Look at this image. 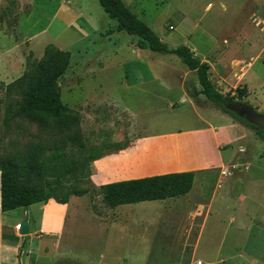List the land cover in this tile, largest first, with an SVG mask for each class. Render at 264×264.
I'll return each instance as SVG.
<instances>
[{
    "label": "rangeland",
    "instance_id": "374dc122",
    "mask_svg": "<svg viewBox=\"0 0 264 264\" xmlns=\"http://www.w3.org/2000/svg\"><path fill=\"white\" fill-rule=\"evenodd\" d=\"M122 2L165 45L194 48L195 56L206 54L210 63L220 52L211 51L213 43L221 47L222 39L227 41L223 61L227 65L212 64L210 82L221 94L234 97L243 95L245 88L249 105L242 98L241 102L254 111L251 106H256L255 112L264 116V50L247 13L255 0ZM114 25L96 0H0V157H21L39 147L43 156L63 151L73 164L85 162L89 154L105 156L125 150L144 133L187 132L206 124L216 127L226 117L233 121L196 94L199 86L194 73L175 55L140 50L134 37L108 33ZM235 39L247 46L232 48ZM48 46L69 55L65 72L56 80L61 105L72 119L65 130L41 128L17 115L19 96L15 90H5L27 69L28 61L39 59ZM231 57L238 63L228 65ZM169 102L171 109L165 106ZM246 131L245 138L223 144L219 152L224 163L234 159L235 166L221 173L191 171L195 182L189 201L209 210L206 215L207 209H201L202 215L192 219L194 236L200 226L197 257L201 261L220 255L214 264H264V143L251 129ZM169 143L174 145L141 142L127 156L97 167L108 178L118 170L145 168L155 161L195 160L204 151L199 141ZM92 162L82 170L84 176L89 173L90 177ZM74 179L64 182L86 190L87 198L74 201L70 215L74 218L68 225L75 235L66 242L63 238L61 245L76 258L55 264L182 262L179 237L190 223L188 204L164 199L108 208L90 179ZM93 212L105 224L98 226L88 218ZM38 243L27 238L19 251L31 250L34 257ZM45 259L53 264V259Z\"/></svg>",
    "mask_w": 264,
    "mask_h": 264
},
{
    "label": "trees",
    "instance_id": "16d2710c",
    "mask_svg": "<svg viewBox=\"0 0 264 264\" xmlns=\"http://www.w3.org/2000/svg\"><path fill=\"white\" fill-rule=\"evenodd\" d=\"M106 16L115 23L112 32H123L134 37L135 47L160 54L175 55L182 65L193 72L199 86L196 94L203 96L234 122L251 129L264 143V130L249 123L243 115L236 113V107L247 104L241 102V94L235 97L219 93L208 78V65L199 62L184 46L168 47L125 6L122 0H96ZM69 61L67 52L54 46L44 49L42 56L28 61L27 69L5 90H15L19 96L16 114L37 124L41 128L65 130L72 119L63 109L56 80L65 72ZM39 147H34L21 157H0V212L25 208L34 203L53 200L65 204L70 196H83L84 189L67 185V178H86L82 173L88 161L102 156L89 154L85 162H69L63 151L53 150L46 156ZM193 173H170L137 179L121 180L101 186L102 199L108 208L157 201L186 194L192 183ZM74 179V180H75ZM89 180V179H88Z\"/></svg>",
    "mask_w": 264,
    "mask_h": 264
},
{
    "label": "crops",
    "instance_id": "0c3cea01",
    "mask_svg": "<svg viewBox=\"0 0 264 264\" xmlns=\"http://www.w3.org/2000/svg\"><path fill=\"white\" fill-rule=\"evenodd\" d=\"M208 6L209 5H207L204 9H207ZM247 13L249 14V20L252 15L263 16L264 0H255L252 6H250V8L248 9ZM233 41L234 43L232 44V48L233 46L239 47L243 43L244 46H247V43H245L244 40H242L241 43L239 42V40L236 39ZM221 45L223 46L217 47V43H213V45L211 46V51L214 49H219L220 51L217 54L216 61L213 63H210V61L206 57V54L203 56H195L194 48H191L189 50L193 53V56L197 58L199 62L206 63L208 67H211L212 64L214 66H223L227 65L223 61L227 56V50L229 49V47L227 46V41H225L224 39H222ZM235 63H238V59L236 57H231L228 60V65H232ZM208 78L209 81H211L209 74ZM163 81V83L167 86L169 81L164 75ZM244 90L245 91H243V95L241 96V98L243 99V101H246L249 96V93L246 91L245 88ZM182 96L184 97L185 94L182 93ZM184 99L187 104H190V101L186 98V96ZM246 103L248 102L246 101ZM165 106H167L169 109L172 108L170 102L165 104ZM251 107L254 108L255 111H257L256 106ZM202 110H204L205 114H207L206 112L208 110ZM224 122L225 123L219 124L216 127L206 124V126L193 130H187V132H180L178 130L175 132H160L152 134L144 133L141 136L135 138L133 140L134 142L132 143V145H130L127 149L117 151L94 160L91 164V167L93 169L91 170V175L89 179L91 180V183L100 190L102 196V190L100 188L102 185L121 180L137 179L155 175L191 171L195 173L199 172L205 174L212 173L214 170H218L219 173L228 171L227 169L235 166L234 164L236 163V161H234V159H231L228 162L226 161L224 163V159H222V156L219 153L220 150H223L225 147L223 144L238 141L240 138H242V136H244L245 138L246 134L248 135V133L246 131V127L231 121L227 117ZM251 134L249 135V137L251 136ZM171 141H199L201 143L200 145L204 147V151L200 154V157L196 158L195 160L181 159L173 161H155L151 162L148 166H145V168L132 166L131 168H129V170H118L112 175V177L108 178L104 177V172L99 170L97 167L98 164L101 162L127 156L136 148L137 144L141 142H150L152 144L165 143L174 145L173 143H169ZM240 150L242 151V147ZM246 169V166H243V170ZM125 171L127 172L124 175ZM194 182L195 177L192 180L189 191L183 196L167 198L171 200H181V204L186 203L188 204L189 209H192V211L187 212V217L190 223L189 225L187 224V226L183 227V231H181L179 237L181 239L182 236V241L180 243L178 253V256L180 257L182 262H180L179 264H189L197 261L201 264H214L219 260L220 255H218L216 259L213 258L202 261L197 257V253H199L198 245L200 238V226L198 227L199 230L196 232L195 236L191 233L192 229L194 228V225H192V219L197 218L200 214L202 215V212L199 213V211L201 209H207L206 215L209 214L208 208H203V205L199 206L197 203L189 201L190 195L194 190ZM84 197L87 198L84 195L70 196L65 204H58L50 199L47 200L45 203H34L25 208L14 209L3 213L0 212V264H49V261H45V258L53 259L52 263L55 264L64 262L69 263L72 259H75L76 255L72 254L69 248L64 245H61V241L63 240V238L65 242L69 241L75 235V230L74 228H72V225H68L69 223H72V220L74 218H72L70 215H72V208L74 209L75 207L74 201ZM212 197L213 196L209 198V201L212 199ZM186 199L187 201H185ZM95 217L97 218V220ZM28 218L32 220L29 221ZM88 218L92 220L94 219L98 226H101V222H103V224H105L104 222H106L105 219L96 216L94 212ZM25 220L28 227V233L26 236L21 237L18 235V230ZM192 235L193 240L191 241L190 236ZM30 237L39 242L38 247L36 249V256L33 255L34 257L31 256V250H28V252L26 253H23V251H19V249L23 247H21L20 244L24 243L25 239Z\"/></svg>",
    "mask_w": 264,
    "mask_h": 264
},
{
    "label": "water",
    "instance_id": "95a60500",
    "mask_svg": "<svg viewBox=\"0 0 264 264\" xmlns=\"http://www.w3.org/2000/svg\"><path fill=\"white\" fill-rule=\"evenodd\" d=\"M236 113L238 115H243L249 123L253 124L254 126L260 128L261 130H264V116L256 113L253 109L250 107L239 105L236 107ZM18 233L22 236H26L28 233V227L26 224V220L22 223V225L19 228ZM23 246V243L21 244V247Z\"/></svg>",
    "mask_w": 264,
    "mask_h": 264
},
{
    "label": "built area",
    "instance_id": "2783aa9c",
    "mask_svg": "<svg viewBox=\"0 0 264 264\" xmlns=\"http://www.w3.org/2000/svg\"><path fill=\"white\" fill-rule=\"evenodd\" d=\"M250 23L251 25L257 29L258 33H259V38H260V43L262 44V51L264 50V16H260V15H252L250 17ZM189 264H201L200 262H193V263H189Z\"/></svg>",
    "mask_w": 264,
    "mask_h": 264
}]
</instances>
